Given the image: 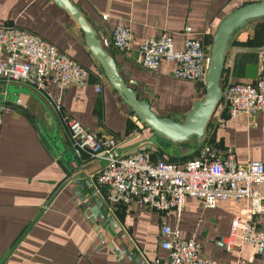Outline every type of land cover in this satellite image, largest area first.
Listing matches in <instances>:
<instances>
[{"label":"crops","instance_id":"obj_1","mask_svg":"<svg viewBox=\"0 0 264 264\" xmlns=\"http://www.w3.org/2000/svg\"><path fill=\"white\" fill-rule=\"evenodd\" d=\"M69 1L96 28L101 40L110 39L118 25L130 27L132 44L127 54L108 48L120 76L157 116L177 122L204 96L205 85L172 76V62H162L157 71L145 69L138 52L140 40L166 34L174 49L181 50L183 30L189 25L192 35L210 52L219 22L243 4L260 0ZM2 24L24 28L55 45L89 71V80L84 87L71 86L61 94L50 84L48 97L31 86L0 80V104L2 92L7 90L9 95L8 107L0 114V264H134L125 254H116L123 247L133 248L141 259L139 264H153L167 253L160 248L162 222L177 227L182 238L198 241L211 264H235L239 258L264 264V251L258 254L254 245L242 242L246 221L264 228V214L252 215L249 200H217L214 208L208 209L201 199L187 196L179 218L172 212L114 205L104 210V223L102 217L91 223L76 197L77 185L68 182L59 189L71 174L70 164L76 169L79 165L74 162L95 160L86 154L75 155L64 117L77 120L90 132L114 136L121 143L122 154L146 147L155 158H169L179 152L194 153L202 146L220 151L231 148L239 166L245 167L251 160L264 164V113L254 118L228 117L221 99L201 146L193 139L184 145L170 144L141 124L123 103L88 51L80 26L54 0H0ZM262 47L264 17L233 34L220 87L255 80ZM98 83L101 92L95 91ZM56 98H60L59 111L51 103ZM15 99L22 101L21 106L13 102ZM97 170L85 177L93 182L105 207L104 192L91 177ZM260 191L264 194V184ZM234 218H238L235 230ZM229 237L232 252L222 247L221 241Z\"/></svg>","mask_w":264,"mask_h":264},{"label":"built area","instance_id":"obj_2","mask_svg":"<svg viewBox=\"0 0 264 264\" xmlns=\"http://www.w3.org/2000/svg\"><path fill=\"white\" fill-rule=\"evenodd\" d=\"M107 15L103 16L105 19ZM184 47L174 49L170 36L140 40L138 52L141 65L150 71H157L162 62L175 64L172 76L178 79L205 85L210 64L209 53L202 40L185 26ZM128 25H118L112 30L111 38L101 40L103 47H114L127 54L132 44ZM258 76L255 80L241 83L230 82L221 88L228 117L244 116L254 118L264 113V47L260 51ZM0 80L31 86L44 96H49L50 84L56 85L60 94L68 87H84L89 80V71L75 59L59 50L39 35L13 25H0ZM101 92V85H95ZM7 90L2 92L0 114L9 100ZM16 105L22 101L15 99ZM54 108L60 110V98L51 100ZM69 130L71 147L77 157L86 154L89 158L101 159L103 165L91 175L104 192L105 208L114 205L134 206L140 211L172 212L180 217L187 196L199 198L203 206L213 209L217 200H249L250 212L264 214V164L251 160L245 167L239 166L234 151L200 147L195 155L181 163L166 158H155L150 149L120 152L121 143L114 136L86 130L77 120L64 117ZM238 225V218L232 220V229ZM242 242L252 244L257 253L264 251V228L252 220L243 226ZM160 248L166 256L156 258L153 264H211L201 244L192 238H182L177 227L162 222ZM226 251L234 250L231 237L223 239ZM144 264H150L146 261ZM235 264H252L238 259Z\"/></svg>","mask_w":264,"mask_h":264},{"label":"water","instance_id":"obj_3","mask_svg":"<svg viewBox=\"0 0 264 264\" xmlns=\"http://www.w3.org/2000/svg\"><path fill=\"white\" fill-rule=\"evenodd\" d=\"M54 1L67 13L72 15L77 25L80 26L84 34V43H86L88 51H90L95 60L99 62L101 72L104 77L108 79L116 93L122 98L123 103L129 107L130 111L141 124L151 129L156 137L173 145H184L192 139L196 144L201 145L205 130L208 127L207 125L223 96L220 87V79L225 55L232 42L233 34L237 30L244 28V26L248 25L251 21L264 17V0H260L243 4V6L228 13L219 22L217 30L212 38L209 53L210 64L206 73L205 94L201 99L194 101L190 111L181 121L176 122L168 117L157 116L155 112L150 109V105L145 99L140 100L138 98L134 90L120 76L116 61L108 49L103 47L96 28L86 22L81 11L77 9L71 1ZM74 163L79 165V167L74 169L73 164L69 165L71 174L59 189L68 182L76 184V197L81 201L82 209L86 212L89 221L93 223L97 221L98 217H102L104 223L106 221V219H104L106 216L104 202L99 198L93 182L91 183V181L85 177L86 174H91L95 169H99L103 165V161L101 159H95L88 164ZM81 174L83 177H81ZM85 188H87L88 191L82 192ZM132 251V247H129L128 250L123 247L120 250H116V254L118 256L125 254L128 258L134 260V264H139L141 260L140 257H138L136 252Z\"/></svg>","mask_w":264,"mask_h":264},{"label":"rangeland","instance_id":"obj_4","mask_svg":"<svg viewBox=\"0 0 264 264\" xmlns=\"http://www.w3.org/2000/svg\"><path fill=\"white\" fill-rule=\"evenodd\" d=\"M194 153H192V152L191 153H182V152H179L178 155L175 154V155H172L171 157L173 158V160L179 162V161H181L183 159L190 158V156L192 157Z\"/></svg>","mask_w":264,"mask_h":264},{"label":"trees","instance_id":"obj_5","mask_svg":"<svg viewBox=\"0 0 264 264\" xmlns=\"http://www.w3.org/2000/svg\"><path fill=\"white\" fill-rule=\"evenodd\" d=\"M198 145H199V144H198ZM199 146H201V145H199ZM166 160H168V161H170V162L178 163L177 161L173 160L172 157L166 158ZM185 160H186V159H183V160H181V162H182V161H185Z\"/></svg>","mask_w":264,"mask_h":264}]
</instances>
